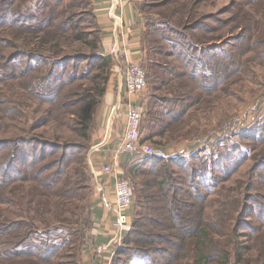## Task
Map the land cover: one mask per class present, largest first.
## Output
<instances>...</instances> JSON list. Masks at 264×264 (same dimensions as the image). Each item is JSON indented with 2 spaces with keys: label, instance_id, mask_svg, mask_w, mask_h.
<instances>
[{
  "label": "trees",
  "instance_id": "obj_1",
  "mask_svg": "<svg viewBox=\"0 0 264 264\" xmlns=\"http://www.w3.org/2000/svg\"><path fill=\"white\" fill-rule=\"evenodd\" d=\"M25 1L0 0V31L6 29L18 34L11 35V41L0 36V84L19 79L22 90L30 98L41 106L46 105L34 108L36 112L43 110V114L30 124L33 131L40 127L46 131L0 140V205L11 203L17 193L26 190V183L34 187L26 214L14 219L0 214V264H81L80 253L86 243L87 229L89 232L92 227L91 212L79 213V228L65 223L70 219L61 224L41 220L52 209L60 210L62 215L64 211L77 215L79 201L88 191L92 192L88 152L95 112L107 89L112 59L100 52L98 25L90 31L79 26L73 9L80 2L57 9L58 4L52 6L46 1L41 12L28 13L22 11L21 4ZM85 1L92 8L90 15L97 20L92 0ZM253 1L231 0L229 7L215 12L202 10L207 0H144L141 3L143 14L158 10L150 12L149 16L154 13V18L151 16L146 22V30L155 29L169 52L162 45L154 44L150 51L175 57L178 66L170 62L161 67L179 87L176 95L153 96L149 109L144 108L143 119L149 118L144 124L142 120V129L146 130L142 143H148L155 136L163 137L169 131L178 132L190 107L212 103L214 97L228 92L229 85L244 79L243 74L250 71L251 60L257 56L264 60V30L252 35V30L259 29L263 23L253 16L258 8ZM237 2L239 10L231 18L219 17L234 9ZM240 4H248V19L238 17L243 10ZM208 20L219 26L211 30L206 24ZM227 26L241 31L234 37L232 46H227L228 37L219 32ZM214 31L218 35L209 37ZM61 35L67 41H61ZM67 44L86 47L88 52L70 53L61 59L47 55L58 54L55 50H62ZM9 47L13 48V54L3 60L5 54L1 52ZM251 52L256 56L246 57ZM78 60L86 63L81 73L60 72V67L69 62L76 64ZM148 62L150 67L159 66L153 58ZM149 82L152 83L151 79ZM195 84L200 92L193 95ZM170 103L175 104L171 109L166 105ZM23 106L24 103L8 96L0 87L1 120L22 114ZM49 124H58L54 128L59 133L50 134ZM234 131L252 146L264 141V121L255 122L249 129L239 126ZM227 137L217 139L215 145L223 144L224 139L227 142ZM222 147L225 150L210 151L212 155L199 164L190 161L198 158L200 149L191 152L188 159L160 152L132 155L137 157L134 160L137 163L125 170L133 180L134 220L111 264H249L244 259L246 253L256 255L254 264H264V194L255 191L241 197L234 188H224L223 183L248 158L237 142L224 143ZM252 160L255 165L250 174L257 169L264 170V154ZM140 175L141 180H136ZM259 178L263 180L261 175ZM248 183L247 188L254 187L252 181ZM34 201L37 202L35 211L32 210ZM225 205L227 210L223 209ZM61 228L64 233L57 236ZM240 237H247L252 245H240ZM256 246L261 250L257 251Z\"/></svg>",
  "mask_w": 264,
  "mask_h": 264
},
{
  "label": "rangeland",
  "instance_id": "obj_2",
  "mask_svg": "<svg viewBox=\"0 0 264 264\" xmlns=\"http://www.w3.org/2000/svg\"><path fill=\"white\" fill-rule=\"evenodd\" d=\"M51 2V4H54L52 6H55L58 4L56 7L57 9H61L64 6L66 7L69 3L73 2H80V5L78 7H75L73 11L76 13L78 20H79V26L86 30L90 31L94 28H98L97 26V20L94 19V16L90 15L91 7L87 5L85 0H61L58 2V0H26L23 2L22 5V11L23 12H32V13H38L41 12L44 9V2ZM147 1V0H146ZM151 1V0H148ZM144 0L142 1V3ZM231 0H207V3H203L202 5V10L204 12H215L217 10H224L225 8L229 7V3ZM239 2L245 3L246 0H239ZM239 3L237 2V5L235 6L234 9H231L229 13H222L219 15L223 19H229L231 18L232 14L234 15L235 10L237 9ZM242 5V4H240ZM253 5L257 6V11L253 16L261 19L263 21L262 26L259 27V29H253L252 30V35L256 34L254 33L255 31H260L264 30V0H254ZM243 10L239 13L238 17L242 19H248V4L242 5ZM30 7V8H29ZM151 10V9H149ZM239 10V9H237ZM150 12H158V10L152 9ZM150 12L148 13L145 12L143 14V18L145 22H147L151 16L154 18V13H151V16H149ZM90 23H92L90 25ZM94 23H96L94 27ZM207 27L210 28L211 30L215 27H218L219 25L212 20H208L206 22ZM230 27L232 26L231 24L229 25ZM227 26L226 29H219V32L221 35H224L227 38V43L229 45L227 46H232L233 41L235 40L234 37L239 35L241 32L239 28L237 29H230V27ZM147 28V27H146ZM83 30V31H84ZM152 27L148 29V31H145V48L147 49L146 51V58L144 62L141 63L143 68L146 71V74L148 75L149 80L151 79V82L147 80V91L148 93L145 94L144 98V108L150 107V101L153 96H165V95H170L172 96L173 94L179 93V87L177 84V81L172 78L171 75L165 74V71L163 69V65L167 63H172V66H178L177 61L175 57L171 56H165V55H159L157 53H154L150 51V48L156 45H162L164 48V51L169 52L167 50V46L164 47L163 45V39L154 31ZM233 30V31H232ZM212 32V31H211ZM209 33L208 36H217L218 31H214L213 33ZM149 38L154 40V43H150L148 39V34ZM157 34V35H156ZM11 35H18L17 32L9 31L4 29L3 31H0V36L4 37L6 36L7 38L12 39L13 36ZM61 41H67L66 36L61 35L60 36ZM11 41V40H10ZM56 41V40H55ZM46 44V43H45ZM51 44V43H50ZM1 46V45H0ZM50 46L47 44V47ZM1 48V47H0ZM82 50L87 51V48H81L80 45L78 44H67L64 45V48L62 50H55L58 54L54 53H47V55L51 54L54 57L57 58H62V56H66L67 54L70 53H77L81 52ZM5 54L3 56V60L11 56L13 54V48L9 47L7 49L2 50L1 54ZM254 55V52H251L249 55H246V57ZM59 55V56H58ZM256 56V55H254ZM155 59L159 62V66H155V68L152 66L150 67L149 65V59ZM77 64V65H76ZM69 62L66 63L62 68L60 67V72L63 74H66L68 72H82V68H84L86 63H81L79 60L76 62ZM23 66V65H22ZM249 72L244 73V79L241 81H235V83L229 85L228 87V92H223L220 97H214V101L212 103H208L207 105H193L192 107L189 108V111L186 112V117L184 118V123L180 126L178 132H173L171 133L166 132V134L163 137H158L155 136L153 140L148 141V143L153 147V152L152 154H155L158 151L159 147H167L168 145H180L181 147H185L187 143L189 142H194V141H200V150L197 152H201L198 158H194L190 162L199 164L201 162L200 160H204L205 158L211 156L212 150H217L216 152H220L221 150H225L226 147L224 146V143L227 144H233L235 142L241 144V147L245 150L243 154L247 155L248 159L240 164V166L236 169V171L231 175L229 180L225 181L224 188H234L236 190V193L239 196H243L245 193H255V191L260 192L261 194H264V184L261 183L264 180V176L262 173H264V170L258 171L255 170L251 173V170L253 169L255 165V160L253 161L252 158L256 155H262L264 154V141L259 142L255 145L248 144L247 142H244L245 140L242 139L238 134H235L234 131L237 129L239 126L240 128H250L253 126V124L257 121H264V60H261L258 56L254 59L251 60L249 63ZM125 72V71H124ZM124 74V73H123ZM123 74L121 76V80L123 83ZM147 78V79H148ZM155 78V81H154ZM19 79H10L8 83H1L0 87L4 92L24 103L25 107L23 106L21 109L22 114H18L14 119H0V140L3 138H6V136H13L17 134H28V133H40L46 131L42 127L37 129V131H33L30 128L31 122L36 120V118H39L43 114V110L40 112H36L34 108H44L46 105L41 106L36 100H33V98H30L29 93L26 91L22 90L21 83H19ZM192 83V82H191ZM193 84V83H192ZM124 85V83H123ZM188 88H191V84L188 85ZM150 91V92H149ZM197 92H200V88L195 84L193 87V95H195ZM171 93V94H170ZM226 93V94H225ZM149 94V96H148ZM151 94V96H150ZM169 97V96H167ZM170 98V97H169ZM218 101V102H215ZM167 108H172L174 103L166 104ZM156 107V105H155ZM158 108V106H157ZM160 108V107H159ZM163 108V106H162ZM200 108V109H197ZM149 109V108H148ZM147 109V110H148ZM34 110V111H33ZM24 112V115H23ZM147 112V111H146ZM232 115V116H231ZM14 116V115H13ZM159 116H161L159 114ZM231 116V117H230ZM230 117V118H229ZM145 117L143 119V124L145 121L148 120ZM28 120V122H27ZM126 120V119H125ZM142 124V125H143ZM59 126L58 124H49L47 125L48 132L50 134H57L59 133L58 130H56L54 127ZM218 127V128H217ZM217 128V129H216ZM145 130V127H144ZM240 131V130H239ZM185 136L183 137V135ZM227 137L228 141L226 142L225 139L223 140V144H218L215 145V142L217 139H222ZM172 137V138H171ZM177 137H182L180 141H177ZM154 142H161L160 145H156ZM158 146V147H157ZM230 147V145H227ZM186 148V147H185ZM208 150H205V149ZM184 152L181 151H176L172 156L174 158H182L187 157L191 154V152L186 153V150H183ZM128 155H131L127 153ZM232 163V162H231ZM229 163V164H231ZM178 174V173H177ZM250 174V175H249ZM92 175V173H91ZM123 175L125 178L129 179L130 182L133 184V180L131 177L128 176L127 170H123ZM260 175L263 177V180H260ZM131 176V175H130ZM142 176H138L135 178L136 180H141ZM253 182V188L248 187V182ZM261 181V182H260ZM26 190L23 191L22 193H17L15 199H12L13 201L11 203H3L0 205V214L3 217H10L8 219H14V218H19V214H26L27 213V204L29 198H31V193L34 191V187H31L28 185V183L25 184ZM9 195V194H8ZM21 195H25L24 197H21ZM10 196V195H9ZM19 198V199H18ZM93 198V188L92 192L85 195L84 199L82 201H79V207L76 208L77 215L74 213H70V211H64L63 215L60 214L61 212L58 209H52V211H46L45 213V218L41 220L42 223L45 221H48L50 224H61L63 223L64 220L70 219L69 221H65L67 225H70L72 223L73 227H81L80 221L78 220L79 213L83 210L91 212L93 215V207H94V201L92 200ZM36 201L32 203V210H36ZM133 208L135 211V203L133 202ZM223 209L227 210L228 207L225 205ZM45 211V210H44ZM93 219V217H92ZM39 222V224L43 226V224ZM54 225H52L53 227ZM91 230V228H90ZM89 230V231H90ZM264 230V229H263ZM64 233V230L61 228L57 232V236H60L61 234ZM90 232H88L87 229V238L85 240V244H87L88 239L90 238L89 235ZM240 245H252L251 241L248 240L247 237H240L239 238ZM122 243V242H121ZM118 246L115 248V251L117 250ZM255 249L257 251L261 250V247L256 246ZM115 254V252H114ZM114 256V255H113ZM254 257L256 258L255 254L250 255V253L244 254V259L249 260V264H254L253 260ZM113 258V257H112Z\"/></svg>",
  "mask_w": 264,
  "mask_h": 264
},
{
  "label": "crops",
  "instance_id": "obj_3",
  "mask_svg": "<svg viewBox=\"0 0 264 264\" xmlns=\"http://www.w3.org/2000/svg\"><path fill=\"white\" fill-rule=\"evenodd\" d=\"M142 1L92 0L97 25L101 31L100 52L111 57L112 65L105 95L95 112L88 152L94 207L90 238L80 253L81 264H111L117 247L114 243L117 235L114 228L117 219L114 178L102 173L101 169L106 165L116 164L123 171L127 166L137 163L134 161L137 157L127 153L120 154L118 144L124 131L128 101L138 99L127 96L121 76L130 64L142 63L146 58V22L140 9ZM147 93L146 90L137 101L144 102ZM141 132L142 136L146 134L144 128ZM185 147H181V144L168 145L159 147L158 151L165 156H172L176 151L184 152L183 150L186 153L194 152L200 148V141L189 142ZM134 214L132 204L129 210L132 221Z\"/></svg>",
  "mask_w": 264,
  "mask_h": 264
},
{
  "label": "built area",
  "instance_id": "obj_4",
  "mask_svg": "<svg viewBox=\"0 0 264 264\" xmlns=\"http://www.w3.org/2000/svg\"><path fill=\"white\" fill-rule=\"evenodd\" d=\"M123 83L127 96L141 98L147 89V74L140 62L130 64L123 74ZM137 99V100H138ZM128 101L123 135L119 141L120 154L150 155L153 147L149 143H142V120L144 117L143 101ZM102 173L114 178V195L117 219L114 228L117 232L114 243L119 246L131 227L129 210L134 200L133 186L125 178L123 171L116 165H106Z\"/></svg>",
  "mask_w": 264,
  "mask_h": 264
}]
</instances>
